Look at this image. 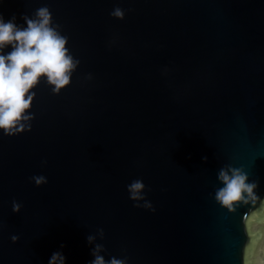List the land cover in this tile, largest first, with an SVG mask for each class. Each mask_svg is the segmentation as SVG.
<instances>
[{
  "label": "water",
  "instance_id": "water-1",
  "mask_svg": "<svg viewBox=\"0 0 264 264\" xmlns=\"http://www.w3.org/2000/svg\"><path fill=\"white\" fill-rule=\"evenodd\" d=\"M40 7L79 64L58 94L32 90L29 131L0 133V264H90L95 243L127 264L264 262L261 217L243 219L260 204L214 199L230 165L264 201V0H0V15L26 27ZM136 179L155 211L133 206Z\"/></svg>",
  "mask_w": 264,
  "mask_h": 264
},
{
  "label": "clouds",
  "instance_id": "clouds-1",
  "mask_svg": "<svg viewBox=\"0 0 264 264\" xmlns=\"http://www.w3.org/2000/svg\"><path fill=\"white\" fill-rule=\"evenodd\" d=\"M110 15L123 19L124 12L115 8ZM26 27L15 23V16L5 22L0 15V133L13 136L31 129L30 121L34 118L29 114L35 92L32 91L44 79L51 87L53 94H58L61 89L71 82L72 73L76 70L79 61L74 59L66 47L68 38L61 35L59 25H53L52 16L47 7H40L34 17L27 15L21 17ZM11 47L6 54L3 49ZM204 160L207 157L203 158ZM36 186L47 183L43 175L30 178ZM218 181L223 185L215 190V201L234 212L237 207L250 205L251 209L260 204L259 211H253L249 217L244 214L247 223L256 221L260 216V223L264 224V201L257 195L258 181L249 182L248 175L241 168L230 165L222 167L217 174ZM144 183L133 180L128 186L129 199L134 201V207L155 211L150 201L143 194ZM143 201V203H139ZM22 205L15 200L12 202V212L18 213ZM99 236L104 237V230L97 229L96 235L86 237L89 244H93ZM12 242L18 236H11ZM63 245H61V248ZM105 251L104 246L95 243L91 250L94 257L90 264H127V258L118 259L111 257L106 260L100 253ZM49 264H65V257L61 252H54ZM264 264V262H261Z\"/></svg>",
  "mask_w": 264,
  "mask_h": 264
}]
</instances>
